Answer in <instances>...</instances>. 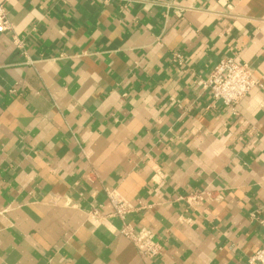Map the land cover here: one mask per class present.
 Segmentation results:
<instances>
[{
    "label": "crops",
    "instance_id": "1",
    "mask_svg": "<svg viewBox=\"0 0 264 264\" xmlns=\"http://www.w3.org/2000/svg\"><path fill=\"white\" fill-rule=\"evenodd\" d=\"M0 3V264H249L264 246V0ZM234 55L260 83L237 115L204 86ZM110 197L158 259L120 233Z\"/></svg>",
    "mask_w": 264,
    "mask_h": 264
},
{
    "label": "built area",
    "instance_id": "2",
    "mask_svg": "<svg viewBox=\"0 0 264 264\" xmlns=\"http://www.w3.org/2000/svg\"><path fill=\"white\" fill-rule=\"evenodd\" d=\"M12 31L7 11L0 3V33ZM20 47V42H15ZM173 61L182 63L181 55L176 54ZM260 83L254 78L252 69L247 63L238 62V55L221 59L213 68L209 79L204 83L215 103L220 102L224 107L229 108L234 115H237L238 105L256 88ZM187 203H199L203 200V193H193L185 198ZM114 208V215L123 223L121 234L130 240L136 247L143 259L155 260L162 254V245L156 240L155 235L147 230H136L126 221L131 213L132 207L124 201L110 197ZM249 264H264V246L252 257Z\"/></svg>",
    "mask_w": 264,
    "mask_h": 264
}]
</instances>
